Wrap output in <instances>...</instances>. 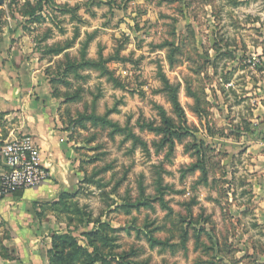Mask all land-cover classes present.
I'll return each mask as SVG.
<instances>
[{
	"label": "rangeland",
	"instance_id": "rangeland-1",
	"mask_svg": "<svg viewBox=\"0 0 264 264\" xmlns=\"http://www.w3.org/2000/svg\"><path fill=\"white\" fill-rule=\"evenodd\" d=\"M0 3L83 173L47 264H264V0Z\"/></svg>",
	"mask_w": 264,
	"mask_h": 264
},
{
	"label": "crops",
	"instance_id": "crops-1",
	"mask_svg": "<svg viewBox=\"0 0 264 264\" xmlns=\"http://www.w3.org/2000/svg\"><path fill=\"white\" fill-rule=\"evenodd\" d=\"M0 45V178L6 170L4 143L30 137L48 172L41 186L17 192L0 203V264H47L55 235L68 227L64 208L80 191L83 173L78 169L74 144L64 131L60 103L50 81L33 61L12 60ZM254 155L255 192L264 199V142L249 143ZM259 148V151H255ZM259 223L264 226V200Z\"/></svg>",
	"mask_w": 264,
	"mask_h": 264
},
{
	"label": "built area",
	"instance_id": "built-area-1",
	"mask_svg": "<svg viewBox=\"0 0 264 264\" xmlns=\"http://www.w3.org/2000/svg\"><path fill=\"white\" fill-rule=\"evenodd\" d=\"M1 150L6 170L0 178V203L8 196L37 188L49 177L40 163V151L30 137L4 143Z\"/></svg>",
	"mask_w": 264,
	"mask_h": 264
},
{
	"label": "trees",
	"instance_id": "trees-1",
	"mask_svg": "<svg viewBox=\"0 0 264 264\" xmlns=\"http://www.w3.org/2000/svg\"><path fill=\"white\" fill-rule=\"evenodd\" d=\"M170 91H172V90H170ZM172 94H173V103H174V106H175L176 110L179 111V112H182V108L180 106L177 94L175 93V91H172ZM69 206H70V204H68L64 208V212H67V215H68V212H69ZM70 240H71V238H69L66 235H55L54 238H53V244L55 246L56 245L58 246L61 243L62 244H66V243L70 242Z\"/></svg>",
	"mask_w": 264,
	"mask_h": 264
},
{
	"label": "water",
	"instance_id": "water-1",
	"mask_svg": "<svg viewBox=\"0 0 264 264\" xmlns=\"http://www.w3.org/2000/svg\"><path fill=\"white\" fill-rule=\"evenodd\" d=\"M0 5H1V3H0Z\"/></svg>",
	"mask_w": 264,
	"mask_h": 264
}]
</instances>
